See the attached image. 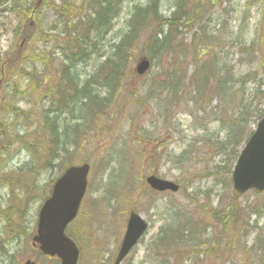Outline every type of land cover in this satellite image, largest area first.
Here are the masks:
<instances>
[{"label":"rangeland","instance_id":"1","mask_svg":"<svg viewBox=\"0 0 264 264\" xmlns=\"http://www.w3.org/2000/svg\"><path fill=\"white\" fill-rule=\"evenodd\" d=\"M37 1L0 3V68L6 54L13 61L0 110V264H60L33 248L38 209L66 166L86 162L90 193L67 229L82 247L80 264L114 263L133 209L150 229L122 264H264V193L236 198L232 181L264 113V0H116L105 35L89 28L99 0H44L31 22ZM156 1L163 17L137 24L119 68L114 46L135 8ZM82 49L86 57L72 62ZM142 56L152 68L136 78ZM105 63L118 72L112 93ZM88 80L97 103L83 114ZM66 125L78 134L64 135ZM151 173L182 190L152 192Z\"/></svg>","mask_w":264,"mask_h":264},{"label":"water","instance_id":"2","mask_svg":"<svg viewBox=\"0 0 264 264\" xmlns=\"http://www.w3.org/2000/svg\"><path fill=\"white\" fill-rule=\"evenodd\" d=\"M149 66L150 62L147 58L140 59L137 64V73L143 75ZM86 173V166L82 169H69L56 184L53 197L41 212L40 235L36 237V241L41 243V249L46 254L58 255L63 264H76L78 259L79 251L75 244L65 236L64 229L76 213L85 185ZM234 179L236 194H241L250 187H256L258 191L264 189V118L240 156ZM147 181L152 188L157 190H178V186L174 183L154 176L148 178ZM77 183H79L78 186ZM146 228L147 225L139 214L132 212L128 222V231L115 264L121 263Z\"/></svg>","mask_w":264,"mask_h":264},{"label":"trees","instance_id":"3","mask_svg":"<svg viewBox=\"0 0 264 264\" xmlns=\"http://www.w3.org/2000/svg\"><path fill=\"white\" fill-rule=\"evenodd\" d=\"M117 6V1L115 0H102L101 2L99 1L98 4V11L96 12V19L93 22L94 27L96 28V31H99L100 34H107L111 28H112V20L114 18V15H116V10L118 11ZM159 2H153L150 6L146 8H141V7H136L134 10V18L132 20L131 24V30L127 35H125L121 40L119 41L118 44L114 46V53L112 54V58H117L118 59V65H123L125 67L127 63H129V57L127 49L129 48V44L133 41L134 36L137 34L138 26H142V30L147 28L146 22L148 21L149 17H158L162 18L159 12ZM149 23H151L149 21ZM145 24V25H144ZM144 25V26H143ZM169 38V37H168ZM153 39V38H152ZM159 40L155 39L154 42L157 43ZM168 44V43H167ZM166 44V45H167ZM146 45V44H145ZM163 44V46H166ZM163 46H156L153 45L152 49L155 52L156 47L160 49ZM72 53V62H74V58L80 56L81 58L86 57L87 51L85 49L81 50V54H78V52H71ZM111 58L108 59V62H110ZM107 62V63H108ZM115 77V74L110 72V75L107 76L105 80V86H107L108 89H111L113 92L116 90V83L112 80V78ZM124 76H120V78H123ZM196 84L199 88H201L204 84L202 82V79H199L198 77L196 78ZM262 82L259 81V84ZM263 86V85H262ZM261 86V88H262ZM226 89V87H225ZM227 90V89H226Z\"/></svg>","mask_w":264,"mask_h":264}]
</instances>
